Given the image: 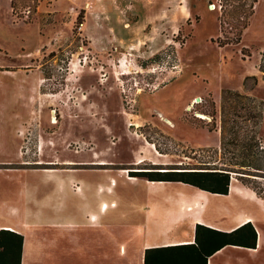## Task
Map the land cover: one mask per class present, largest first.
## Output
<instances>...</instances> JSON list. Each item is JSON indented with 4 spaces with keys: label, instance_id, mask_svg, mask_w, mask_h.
<instances>
[{
    "label": "rangeland",
    "instance_id": "374dc122",
    "mask_svg": "<svg viewBox=\"0 0 264 264\" xmlns=\"http://www.w3.org/2000/svg\"><path fill=\"white\" fill-rule=\"evenodd\" d=\"M68 1L0 0V68L30 66L41 80L36 118L22 129L28 160L91 168L77 175L87 181L115 178L108 216L147 192L123 182L135 179L130 171H227L262 199L232 196V221L247 214L264 226V0H110L100 9ZM12 94L0 86V128L10 127L0 154L10 159L22 109ZM16 174L0 172V190ZM26 238L44 264L53 241ZM263 244L228 247L222 260L264 264Z\"/></svg>",
    "mask_w": 264,
    "mask_h": 264
},
{
    "label": "crops",
    "instance_id": "0c3cea01",
    "mask_svg": "<svg viewBox=\"0 0 264 264\" xmlns=\"http://www.w3.org/2000/svg\"><path fill=\"white\" fill-rule=\"evenodd\" d=\"M11 1L9 0L10 5ZM59 1L62 4L70 3L68 0ZM115 1L117 0H111V3L115 4ZM109 3L110 0H85L83 8L100 9ZM42 4L43 1L40 7ZM72 4L77 3L72 1ZM39 30L41 29L37 27V34L40 36L37 47L44 43ZM35 53L31 52L32 55ZM40 82L39 70L36 68L10 64L0 68V86L6 85L8 92H13L12 98L22 105V109L14 114L16 123L13 120L17 125L12 131L15 139L13 159L0 154V172L17 173L16 178L4 185L5 190H0L5 194L0 196V230L6 229L23 235L21 245L14 242L7 247L10 253H16L20 249V264H40L36 258L39 257L38 254L29 246V239L26 238L28 234H46L48 244L53 241V246L49 245L46 250L44 264H71L72 256L74 259L76 255L85 264H144L146 254L147 264H168L167 259L171 253L174 254V262L171 264H205L206 251L215 248L213 242L208 240L212 233L207 228L229 233L252 222L249 218L259 220L239 213L232 221V196L240 195L250 200L262 201L254 190L234 183L233 177L228 194H220L180 181H150L137 177L129 179L126 175L122 177L125 178L123 182L138 186L142 184L147 192L143 196L133 195L127 200L131 204L130 210L128 208L121 211L120 215L112 213L108 216V209L117 206L115 199H109L115 193V178L108 175V180H83L77 175L91 168L57 164L42 166L37 164L38 160H28V156L24 154L29 143L26 140L28 135L22 129L36 118L34 111L39 101ZM2 101L3 99L0 100V107L4 105ZM4 124L5 121H2L0 153L10 144L8 139L5 141L9 137L10 127H4ZM93 163L115 164L108 161ZM103 169L112 170V167L101 168V172ZM75 197L79 202L70 208L68 204ZM136 212L143 215V220ZM258 222L263 226L261 220ZM252 223L257 231V225ZM198 225H201L198 231L204 243V252L196 255L190 253L191 247L181 245H197ZM258 243L259 231L257 245ZM75 244L77 248L74 247ZM164 247L170 249H163ZM228 247L245 248L226 245L208 256L206 264H228L222 260Z\"/></svg>",
    "mask_w": 264,
    "mask_h": 264
},
{
    "label": "trees",
    "instance_id": "16d2710c",
    "mask_svg": "<svg viewBox=\"0 0 264 264\" xmlns=\"http://www.w3.org/2000/svg\"><path fill=\"white\" fill-rule=\"evenodd\" d=\"M256 0H254L255 2ZM264 55V54H263ZM260 70L264 72V69L260 67ZM231 92V91H229ZM240 95L239 93H237ZM144 173L150 175L148 178L150 181H180L186 184H190L202 190L212 192V193H220V194H228L229 192V181L230 176L227 171H179V172H156L152 173L149 171H130L129 174L132 176H140L145 177ZM196 233V244L193 245H181L185 247H191L190 249L192 254H201L204 252L203 250V241L200 239L198 228ZM210 233L208 240L212 241L215 245L214 249L206 251V255L204 256V261L206 264L207 257L214 254L216 251L220 250L226 245H235L241 246L249 249H255L257 246V231L252 222H247L244 225L239 226L238 228L232 230L229 233H224L217 231L215 229L207 228ZM222 236L224 238H222ZM22 244L23 235L15 233L10 230L1 229L0 230V264H20L21 261V253L20 249L16 253H10L7 249L10 243ZM163 249H170L164 247ZM171 253L170 257L167 259L168 264L173 263V256ZM148 254L145 256L144 264H147Z\"/></svg>",
    "mask_w": 264,
    "mask_h": 264
},
{
    "label": "bare ground",
    "instance_id": "6f19581e",
    "mask_svg": "<svg viewBox=\"0 0 264 264\" xmlns=\"http://www.w3.org/2000/svg\"><path fill=\"white\" fill-rule=\"evenodd\" d=\"M195 101H198V100L196 99ZM194 104H195V103H194ZM166 121H167L168 123L172 124L171 121H169V120H166ZM249 221H252V222H254V224H257L256 221H255L254 219H250V218H249ZM257 227H258L257 233H258V231H259V248H260V242H261V239H262L263 236H264V230H263V228H262L261 226H259V225H257ZM257 247H258V246H257Z\"/></svg>",
    "mask_w": 264,
    "mask_h": 264
},
{
    "label": "built area",
    "instance_id": "2783aa9c",
    "mask_svg": "<svg viewBox=\"0 0 264 264\" xmlns=\"http://www.w3.org/2000/svg\"><path fill=\"white\" fill-rule=\"evenodd\" d=\"M86 6H89V3L86 4ZM84 23H80V29L83 27Z\"/></svg>",
    "mask_w": 264,
    "mask_h": 264
},
{
    "label": "flooded vegetation",
    "instance_id": "af4514ba",
    "mask_svg": "<svg viewBox=\"0 0 264 264\" xmlns=\"http://www.w3.org/2000/svg\"><path fill=\"white\" fill-rule=\"evenodd\" d=\"M90 164H97V163H90Z\"/></svg>",
    "mask_w": 264,
    "mask_h": 264
}]
</instances>
